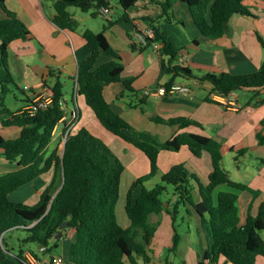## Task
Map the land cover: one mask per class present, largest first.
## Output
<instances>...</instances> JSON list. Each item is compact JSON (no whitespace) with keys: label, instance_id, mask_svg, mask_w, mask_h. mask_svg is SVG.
Segmentation results:
<instances>
[{"label":"trees","instance_id":"obj_1","mask_svg":"<svg viewBox=\"0 0 264 264\" xmlns=\"http://www.w3.org/2000/svg\"><path fill=\"white\" fill-rule=\"evenodd\" d=\"M50 1L55 9L54 24L70 32H76L79 25L69 8H78L84 13H91L93 17L100 16L102 8L112 9L110 0ZM140 1L116 0V3L127 12ZM246 1L164 0L160 4L164 16L170 19L174 5L185 4L200 34L204 38L217 40L223 37L225 25L233 16H253ZM0 9L4 14L0 18V151L7 162L16 164L18 168L0 175V264H24L27 251L22 246L26 244H36L38 250L47 247L44 253L32 252L37 258L41 259L49 254L53 249L51 243L56 245L65 238L63 236L54 240L60 226L67 221V233L73 232L68 262L139 264L142 259L145 264H149V248L156 235V226L150 224L149 219L152 215L170 211L169 203L161 199L167 192V185L174 187V211H177L180 204L191 206L200 218L202 233L208 239V250L199 256L197 264H218L221 258L230 264H258V258H264V240L261 236L264 231V201L260 203L257 214L249 212L245 223L241 225L237 194L220 192L216 200L214 198L215 190L222 185L249 192L253 200L260 195L259 191L230 178L229 172L223 167L222 144L212 137L193 133H181L171 140L160 142L148 133L137 131L114 111L105 98L107 86L123 83L131 91L132 81L123 80L124 66L121 57L105 36L106 31L116 22L104 18L106 22L103 31L95 33L87 29L83 33L89 54L78 67L76 100L84 98L86 105L106 130L143 152L150 161V173L136 179L126 193L124 207L130 225L124 228L118 220L117 205L126 167L111 147L82 127L77 132L72 130L68 134L63 156L59 154V145L51 150L54 131L65 116L58 105L60 99H65L63 81L59 77L56 79L50 89L53 95L52 105L40 109L34 117L26 110L16 113L8 108L5 99L12 92L10 86L16 84L9 64L10 45L16 40H30L32 33L18 14L8 8L5 0H0ZM175 21L184 25L182 20ZM151 29L155 37L150 40L149 45L160 43V54L167 58L163 63L165 73L171 76L167 87L177 78L183 77L208 83L212 87V94L225 96L233 92H256L264 89V61L258 71L248 75H200L184 65L175 64L179 52L156 21L152 22ZM260 42L264 49L261 38ZM132 49L144 51L146 46L133 43ZM103 52L113 57V60L97 65ZM29 103H34V100L30 98ZM256 104H264V100ZM151 121L180 129L200 126L196 121L184 117H154ZM8 128L20 129L19 136L15 139L6 138L2 130ZM257 138L258 144L264 146V135L259 134ZM184 147L195 158H201L204 153L209 154L212 171L208 184L205 185L183 163L173 166L162 175V183L148 188L146 183L159 173L158 160L161 152L178 153ZM247 151V148L240 149L237 155H244ZM52 169L53 179L41 192L38 203L27 205L11 200V194ZM191 181L197 186L199 202L193 198L196 187ZM17 231H24L27 235L19 240L21 246L15 253L11 247L10 234ZM177 242L178 237L175 238V245ZM65 262L67 264L66 259Z\"/></svg>","mask_w":264,"mask_h":264},{"label":"crops","instance_id":"obj_2","mask_svg":"<svg viewBox=\"0 0 264 264\" xmlns=\"http://www.w3.org/2000/svg\"><path fill=\"white\" fill-rule=\"evenodd\" d=\"M5 1L8 8L18 14L32 33L30 40H16L10 45V68L14 77L24 81V83L22 82L24 85L23 92L26 94V98L17 99L18 105L14 109L7 105L8 108L16 113L22 112L28 108L30 98L35 100V98L45 95L53 87L58 77L63 81L64 87L67 86L66 80L72 81V105L76 102L80 110L77 125L82 126L79 129L84 127L94 136L102 137L101 139L106 144L108 143L107 145L110 147L117 145L126 149V153H130L129 157H126L127 162L141 165V169L131 170L133 182L148 175L151 168L150 161L145 154L138 149L124 147L121 139L113 134L114 137H112L100 125L101 123L86 105L84 98H80L78 101L74 99L78 67L89 54L83 33L87 29L99 33L103 31L104 24L102 25L98 18L89 15L90 13L82 11L78 13V11L73 10L75 7H71L69 12L79 26L76 32H70L62 30L54 24L55 9L53 2L50 0ZM141 1L143 2H139L135 8L124 12L117 5L116 0L115 2L110 0L113 10L109 19L116 23L106 31L105 36L113 49L120 55L121 63L124 66L123 80L132 81V90L128 91L123 83L112 84L105 88V98L114 111L120 114L137 131L148 133L160 142L171 140L181 133L205 135L220 142L224 159L228 154L234 156L233 170H227L230 178L234 182L248 185L260 193L259 198L253 200L251 193L237 191L226 185L219 186L215 190V200L220 192L237 194V205L241 225H243L247 214L250 212L252 215H256L260 203L264 201V146L258 144L257 138L259 134L264 135V104H256L264 100V89L256 92L244 91L254 94L256 97L253 99L248 96L249 98L244 103L241 102V95L238 94L239 108L237 111L215 103L211 97L212 87L210 84L183 77L174 80L173 84L189 87L191 90L189 95L146 96L144 92L147 89L168 85L171 76L167 75L163 69V63L167 58L163 57L153 46L143 45L139 41L140 36L150 30L152 22L156 21L167 33L174 48L179 52L178 58L184 55L190 57L191 61L186 65L187 68L200 75L209 73L248 75L258 71L264 61V49L260 42V38L264 41V0H247L245 3L251 7L253 16H233L225 25L223 37L217 40L204 38L200 34L185 4L174 5L170 19L164 16L160 4L164 0ZM3 17L4 14L0 9V18ZM99 17L104 18L101 15ZM177 19L182 20L184 25L177 24L175 21ZM133 43L146 46V49L144 51L134 50L132 49ZM178 58L175 64H179ZM112 60L113 57L103 52L97 65ZM49 74H52L53 77H50ZM28 83H30V86H27ZM65 100L69 108H72L67 97H65ZM154 117L165 119L184 117L196 121L200 126L192 125L186 129H180L177 126L170 127L156 124L151 121V118ZM92 127L99 134H95ZM64 131V125L59 124L54 131L51 144V150L59 145L61 156L66 141ZM2 133L6 138L15 139L19 136L20 129L8 128L2 130ZM129 146L132 145L129 144ZM232 148L235 150L232 151ZM243 148H247L248 151L244 155L238 156V150ZM209 158L210 156L207 153H204L201 158H195L186 147L178 153L164 151L159 156L158 175L162 177L173 166L184 163L186 166L191 165V171L201 177L202 172H200L198 166L199 162L206 159L207 164L210 162L211 165V158ZM125 167L127 170L128 166L125 165ZM17 169L16 164L7 162L0 151V175ZM211 171L212 165L206 172L207 178ZM53 175L54 170L52 169L31 184L11 194V200L27 205H35L40 199L41 192L51 183ZM202 182L205 185L208 184V180ZM248 193L251 197L247 195ZM199 201L198 194L196 195V202ZM175 203L176 197L174 196L173 205ZM184 206L186 207V205ZM187 206L190 211L193 209L191 206ZM191 216L200 225L199 216L196 213ZM121 225L127 228L130 225L129 219H124ZM261 236L264 240V231L261 232ZM62 240H65V238ZM68 240H71V238ZM69 244L65 250L66 254L49 253L41 258L46 259L53 255H61L66 259L67 264H72L67 260ZM207 250L205 252L202 249L196 251V259L193 264H197L199 256L204 255ZM257 263L264 264V258L259 257ZM139 264L145 263L140 259ZM149 264H168V262L161 259L157 260L156 256H151ZM218 264L230 263L221 258Z\"/></svg>","mask_w":264,"mask_h":264},{"label":"rangeland","instance_id":"obj_3","mask_svg":"<svg viewBox=\"0 0 264 264\" xmlns=\"http://www.w3.org/2000/svg\"><path fill=\"white\" fill-rule=\"evenodd\" d=\"M112 1L115 2V0H112ZM141 2L143 1H140V3ZM73 10H76L78 11V13H81V10L78 8L76 9L73 8ZM112 10L113 8L109 9V11L111 12ZM89 15H91V13ZM95 18H98L99 21H101L102 25L105 24L106 22L104 18L102 17L97 16ZM14 78H15L16 84L10 86V88L12 89V92L9 95H7L5 99L6 104L9 105L12 109H14L15 106L18 105L16 102L17 99L20 100V99L26 98V94L23 92L24 81L16 77ZM66 83H67V86L64 87L63 92H64L65 97H67L69 104L72 105L73 83L72 81H69V80H66ZM27 86H30V83H28ZM239 94L241 95V102L243 103L249 97H252L253 99L256 98L254 94H249L244 91H240ZM80 126L82 125H77L74 129V132H77ZM92 130H94L93 132H95V134H99L97 133L96 129H94L93 127H92ZM105 131L109 133L112 137H114L106 129ZM106 142H109V141H106ZM121 143H123L124 147H127V149L128 147H131L132 149H136L133 146H129V144L123 142L122 140H121ZM111 149L122 159V162L124 163V165L128 166V169L125 171L122 177L120 200L117 205L118 220L120 224L121 223L123 224L124 219L127 218L125 207H124L125 200H126V193L133 182L132 181L133 176L131 174V170H134L137 168L141 169V165L138 166L135 163H131L132 164L131 165L130 163L127 162L126 157H129L130 153H126L127 151L126 149L118 147L117 145H112ZM233 158L234 156L232 154H228L223 161V167L228 171L233 170V167H234ZM190 166L188 165L186 167L190 172H192ZM198 166L200 167V172H202V174L200 173L201 174V177H199L200 180L201 181L208 180L206 176V172L208 169L211 168L210 162L209 164H207L206 159H204L201 162H199ZM159 183H162V180H161V177L157 175L156 177H153L152 179H150L146 183V186L148 188H153L156 184H159ZM191 184L197 188L194 181H191ZM167 187H168L167 192L164 193V195H162L161 199L163 200V202L167 204L169 203L168 208H170V211L169 212L165 211L161 215H152L149 219V223L156 226V235L149 248L151 251L150 252L151 256L152 257L156 256L157 260L161 259L163 261H167L168 264H193L196 259V255H195L196 251H199L202 249V251L204 250L203 252H205V250H207V247L209 246L208 239L202 233L199 222L197 223L195 218L191 216V215H195V211L193 209H191L190 211L187 205L185 207L184 205L180 204L177 211L176 212L174 211L173 209V206H174L173 199H174V193H175L174 187L170 185H167ZM197 192L196 193L195 191L193 192V198L195 201H196V195H198ZM247 195L251 197L249 193ZM26 235L27 234L24 231H17V232H13L10 234L11 247L15 253L18 252L21 246L19 240H22L23 238H25ZM72 236H73V232L69 231L68 234L64 236L65 240H61L56 245L55 243H51V248L53 249L51 250L50 253L66 254L65 250L67 248V245L71 241L68 239L69 238L72 239ZM176 237H178L177 245H175ZM22 248H24L26 251H31L34 253H37L39 251L38 246L36 244H26V245H23Z\"/></svg>","mask_w":264,"mask_h":264},{"label":"built area","instance_id":"obj_4","mask_svg":"<svg viewBox=\"0 0 264 264\" xmlns=\"http://www.w3.org/2000/svg\"><path fill=\"white\" fill-rule=\"evenodd\" d=\"M100 15L104 18L109 19L111 11L106 8H102L99 11ZM155 34L152 29L146 31V33L142 36H140V43L143 45H149L150 40L154 39ZM153 48L160 52L161 44L155 43L152 44ZM179 64L181 65H188L191 61L190 57L188 55H184L178 58ZM76 92H77V84H75L74 88V99L76 100ZM191 92L190 88L185 85L180 84H172L171 86H159L152 89H147L144 93L146 96H156L160 95L163 96L165 94H183V95H189ZM238 92H233L227 96L214 93L211 94V97L213 101L219 103L220 105H223L227 109L235 110L237 111L239 108L238 104ZM53 103V95L50 91V89L46 92L45 95L39 96L38 98H35L34 103L30 104L28 108L26 109V112L31 116L34 117L37 112L40 109H46ZM58 105L60 106V109L64 111V117L61 120L60 124L64 125L65 132V140L67 139L68 134L75 129V127L78 124L79 118H80V110L75 103H73L72 108H69V105L65 99H60L58 102ZM24 264H66L65 259L61 255H53L49 258H37L32 252L27 251L24 255Z\"/></svg>","mask_w":264,"mask_h":264},{"label":"water","instance_id":"obj_5","mask_svg":"<svg viewBox=\"0 0 264 264\" xmlns=\"http://www.w3.org/2000/svg\"><path fill=\"white\" fill-rule=\"evenodd\" d=\"M66 142V141H65ZM64 149H65V143H64ZM64 149H63V153L62 156L64 155ZM64 179V176H63ZM64 184V181H63ZM69 222H64L59 229V232L57 233V235L54 236V240H59L60 238H62L63 236H65L67 234V228H68ZM47 247H42L39 249V253H44L46 251Z\"/></svg>","mask_w":264,"mask_h":264}]
</instances>
